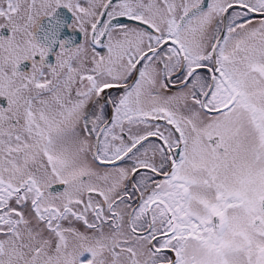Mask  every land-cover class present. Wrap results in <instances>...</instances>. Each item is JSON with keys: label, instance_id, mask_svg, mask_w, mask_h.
<instances>
[{"label": "snow or ice", "instance_id": "obj_1", "mask_svg": "<svg viewBox=\"0 0 264 264\" xmlns=\"http://www.w3.org/2000/svg\"><path fill=\"white\" fill-rule=\"evenodd\" d=\"M0 264H264V0H0Z\"/></svg>", "mask_w": 264, "mask_h": 264}]
</instances>
